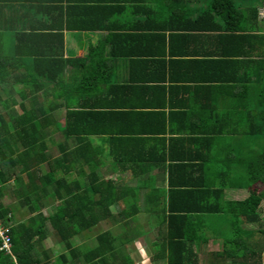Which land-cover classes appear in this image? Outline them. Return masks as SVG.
<instances>
[{"label": "crops", "instance_id": "0c3cea01", "mask_svg": "<svg viewBox=\"0 0 264 264\" xmlns=\"http://www.w3.org/2000/svg\"><path fill=\"white\" fill-rule=\"evenodd\" d=\"M227 8L236 14L228 13ZM263 10L264 0H0V31L9 39L8 52L13 50L16 32L63 36L61 47L60 38L49 45L46 38L34 35L33 39L41 41H31L25 49L56 50L69 62L63 78L83 85L74 92L72 108L83 112L86 128L100 131V135H91V143L84 144V152L90 158L103 152L98 167L101 177L133 187L139 184L142 226L133 227L132 241L128 239L119 248L120 263L125 259L132 264H168V258H191V263L211 264L224 258L225 242L234 232L224 214L194 215L193 223L182 221L176 228L158 221L157 216L169 214L170 190L174 188L170 181L194 183L199 195L193 198L201 205L210 204L205 191L217 185L215 173L209 165L207 171L192 166L210 155L209 161H215L212 167L218 171L222 156L217 150L224 146V139L218 138L212 154L204 138L211 131L212 118L235 112L236 94L227 84L249 81L252 61L264 60ZM47 100L43 93V101ZM65 113L62 108L57 115L63 120ZM62 138H56L57 144ZM71 142L73 148L80 146L75 138ZM55 145L51 143L49 153L53 150L60 156L59 144ZM113 150L116 153L111 154ZM84 170L90 173L87 164ZM71 175L82 178L77 171ZM143 183L155 193L153 203L144 201L149 191ZM249 195L246 184L237 185L225 189L223 200L242 201ZM174 197L176 203L179 200L177 207L181 200L192 199L183 192ZM2 200L15 204L8 191ZM58 204V200H50L43 209L45 216L54 214ZM16 206L15 220L30 217L29 211ZM43 228L46 235L41 245L49 252L48 264H55L67 252L65 242L57 233L60 228L49 220ZM190 228L197 232L193 241L171 245V233ZM244 228L259 229L250 223ZM111 230L117 234L124 228L112 225ZM91 233H74V249L95 248L91 240L94 237L96 242L98 233L96 229ZM87 259L69 258L66 264H87Z\"/></svg>", "mask_w": 264, "mask_h": 264}, {"label": "trees", "instance_id": "16d2710c", "mask_svg": "<svg viewBox=\"0 0 264 264\" xmlns=\"http://www.w3.org/2000/svg\"><path fill=\"white\" fill-rule=\"evenodd\" d=\"M232 9L227 8V12L236 14ZM13 35L14 47L8 52L9 39L6 40L7 34L0 31V221L10 229L12 239L11 253L1 249L0 241V264H48L49 252L41 245L47 220L55 228H60L57 233L65 242L67 251L57 257L55 264H66L69 258L82 257L88 258L87 264H132L125 259L120 263L122 257L117 253L124 242L127 245L128 239L132 241V232L128 230L131 231L133 227L130 226L140 218L139 184L133 187L101 177L98 167L103 163V152H98L95 158L84 152L87 150L84 144L90 142L91 135H100V131L86 128L82 121L83 112L72 108L76 99L74 92L80 91L83 85L76 86L63 78L69 62L56 50L46 53L25 49L27 43L41 41L33 39L34 35L46 38L49 45L56 37L60 38L61 47L63 36L49 37L28 32ZM256 38L260 40L261 37ZM260 46L259 42L257 47ZM252 64L249 81L236 84L233 80L226 86L236 94L235 112L227 111L224 117L212 118L211 131L208 138H204L210 143V153L216 152L218 138L224 139V146L217 150L222 156L218 171L217 167H212L215 161H209L210 155L192 166L203 171L211 167L215 173L217 185L205 191L211 197L210 204L201 205L193 198L199 195V190L193 188L194 183L170 181L174 188L170 190L169 214L157 216L158 221L160 218L170 228H176L182 221L191 224L194 215L196 218L210 212L222 213L227 220L230 218L233 237L225 242L224 258L211 264H264V217L259 213L264 200V60L252 61ZM43 93L48 98L46 102ZM62 108H66L63 120L57 115ZM58 136L63 137L58 143L60 156H56L53 150L48 151L51 143L58 145L53 139ZM73 138L79 148H73ZM114 153L113 150L111 154ZM86 164L90 168L89 174L84 170ZM76 171L82 178L72 177ZM86 177L87 180L83 179ZM244 184L250 192L247 199L223 200L225 189ZM141 185L149 191L144 201L153 203L155 193L150 191L149 184ZM177 186L182 188L176 189ZM7 191L15 204L3 202ZM178 192L190 194L192 199L184 203L181 200L177 207L179 200L176 203L174 194ZM50 200H58L59 204L54 214L45 216L43 209ZM14 206L29 211L30 217L19 222L15 220ZM112 207L116 208V213ZM148 218L152 222L151 216ZM247 223L257 224L259 229H245ZM111 224L122 226L123 233H114ZM94 229L98 233L95 248L91 251L89 247L75 250L72 235L84 231L93 234ZM194 229L171 233V245L183 246L186 239L193 241L197 236ZM259 233L262 238L257 237ZM190 259L168 258V264H199L191 263Z\"/></svg>", "mask_w": 264, "mask_h": 264}, {"label": "built area", "instance_id": "2783aa9c", "mask_svg": "<svg viewBox=\"0 0 264 264\" xmlns=\"http://www.w3.org/2000/svg\"><path fill=\"white\" fill-rule=\"evenodd\" d=\"M261 16H264V10L260 13ZM10 229L2 225L0 221V241H2L1 249L6 250L8 253H11L12 239L9 234Z\"/></svg>", "mask_w": 264, "mask_h": 264}, {"label": "rangeland", "instance_id": "374dc122", "mask_svg": "<svg viewBox=\"0 0 264 264\" xmlns=\"http://www.w3.org/2000/svg\"><path fill=\"white\" fill-rule=\"evenodd\" d=\"M19 88V87H18ZM53 139L54 140H56V138H54L53 137ZM264 144V143H263ZM48 151H49V149H48ZM43 170L45 171L46 170V168L45 167H43ZM113 208V212L115 213V208L114 207H112ZM44 213H45V215H46V213H47V211L45 210L44 211ZM259 213L261 214V215H263L264 216V201L261 203V206H260V208H259ZM142 221H143V219H140V218H138L137 219V221H135V222H133L134 224H132L130 227H135V226H137V224H139V227L141 228V224H142ZM110 226H112V224L110 225ZM133 230V229H132ZM227 230L228 229H226L225 228V230H224V233H223V235L226 237L227 236ZM128 232L129 233H131V232H134V231H130V230H128ZM132 234V233H131ZM231 234V232H228V236ZM260 235H257L258 236V238L260 237V238H262L263 237V235H261V233H259ZM88 238V237H87ZM92 243L93 244H95V239H94V237H92ZM161 241V240H160ZM159 246H161V244L159 243L158 244ZM87 246H89V245H87ZM205 259V263L207 262V258H204ZM211 259V258H210ZM211 261H212V259H211Z\"/></svg>", "mask_w": 264, "mask_h": 264}]
</instances>
